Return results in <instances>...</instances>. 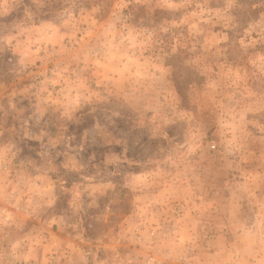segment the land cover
I'll use <instances>...</instances> for the list:
<instances>
[{"label":"rangeland","instance_id":"374dc122","mask_svg":"<svg viewBox=\"0 0 264 264\" xmlns=\"http://www.w3.org/2000/svg\"><path fill=\"white\" fill-rule=\"evenodd\" d=\"M3 97L29 145L0 155L6 182L46 169L87 228L98 215L110 234L178 184L211 202L228 182L251 200L237 216L248 234L199 226L194 244L264 264V0H0ZM155 226L135 230L143 264L157 263Z\"/></svg>","mask_w":264,"mask_h":264},{"label":"crops","instance_id":"0c3cea01","mask_svg":"<svg viewBox=\"0 0 264 264\" xmlns=\"http://www.w3.org/2000/svg\"><path fill=\"white\" fill-rule=\"evenodd\" d=\"M115 79H118V75ZM4 97L3 102L0 99V155L18 158L25 154L29 145H25L23 135L11 133L15 129L13 125L18 128L20 123L16 122L15 113L11 115L10 102L4 101ZM7 116H11L10 123L5 120ZM217 172L225 176L227 173L225 168H219ZM13 173L7 182L0 177V210L9 213L8 222L0 214V264H143L139 257H143L144 251L141 253L140 248L131 243L135 230L139 231L144 226L141 232H146L147 224L151 221L156 224L154 231L158 236L153 247L157 248L156 264H231L226 249L217 248L216 252H212L203 249L201 244H194L197 228L213 229L219 236L225 227L240 240H244L248 234L244 228H240V220L244 218L237 216L243 211L248 214L243 206L251 203V200L236 197L228 182V194L211 202L205 199L197 201L192 197L188 183L181 185L182 189L178 184L172 194L161 200L163 205L157 207L149 200H143L141 212H135L132 208L110 234L104 227L108 221L98 215L92 219L101 225L94 223L87 228L86 220L73 206L69 195L61 198L66 189L55 188L52 174L46 169L20 166ZM235 184H231L233 188ZM167 185L160 191L163 195L171 188V183ZM237 187L253 188L244 181L238 183ZM171 201L182 202L184 206L179 218L169 212L168 204ZM211 204L214 206L208 210ZM200 208L202 211L197 216L192 213ZM90 221L93 223V220ZM236 244L237 247L246 245L245 242ZM141 246L143 248L144 243ZM243 253H246L245 249ZM236 264H246L244 255Z\"/></svg>","mask_w":264,"mask_h":264},{"label":"built area","instance_id":"2783aa9c","mask_svg":"<svg viewBox=\"0 0 264 264\" xmlns=\"http://www.w3.org/2000/svg\"><path fill=\"white\" fill-rule=\"evenodd\" d=\"M125 17H127V15ZM28 134H30V133H28ZM214 147H215V145L211 144V148H214ZM0 166H1V169H0L1 171H2V169L6 168L5 163L0 164ZM173 209L176 212H179L181 210V206L179 204H176V205L173 206ZM0 214L2 215L3 219L8 222V217H7V214H5V210L4 209L0 210Z\"/></svg>","mask_w":264,"mask_h":264}]
</instances>
